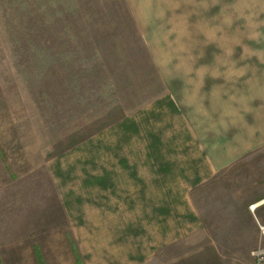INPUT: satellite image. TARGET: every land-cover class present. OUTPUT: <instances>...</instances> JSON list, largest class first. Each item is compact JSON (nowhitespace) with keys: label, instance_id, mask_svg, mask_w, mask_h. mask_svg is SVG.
<instances>
[{"label":"crops","instance_id":"obj_1","mask_svg":"<svg viewBox=\"0 0 264 264\" xmlns=\"http://www.w3.org/2000/svg\"><path fill=\"white\" fill-rule=\"evenodd\" d=\"M145 38L154 94L44 161L52 199L20 211L18 233L0 241L16 248L11 264H255L252 251L264 247V166L246 184L250 197L232 179L236 164L264 158V0L256 80L239 85L240 103L231 80L222 89L214 70L180 66V34L166 38L173 45L162 59L156 37Z\"/></svg>","mask_w":264,"mask_h":264},{"label":"rangeland","instance_id":"obj_2","mask_svg":"<svg viewBox=\"0 0 264 264\" xmlns=\"http://www.w3.org/2000/svg\"><path fill=\"white\" fill-rule=\"evenodd\" d=\"M259 2L0 0V241L18 233L20 211L52 199L40 167L47 158L154 94L158 79L146 34L156 37L160 59L173 45L166 38L180 34V66L195 61L214 70L213 83L222 89L231 80L240 103L239 85L256 80ZM172 7L180 12L156 14ZM158 15L170 23H152ZM257 159L235 165L232 181L243 197L255 193L246 184L255 181L256 167L263 169L264 158L256 165ZM15 249L0 248V264H11ZM225 249L240 256L239 248Z\"/></svg>","mask_w":264,"mask_h":264},{"label":"built area","instance_id":"obj_3","mask_svg":"<svg viewBox=\"0 0 264 264\" xmlns=\"http://www.w3.org/2000/svg\"><path fill=\"white\" fill-rule=\"evenodd\" d=\"M251 209H253V206H251ZM252 255L257 264L264 263V247L258 246L255 251L252 252Z\"/></svg>","mask_w":264,"mask_h":264}]
</instances>
